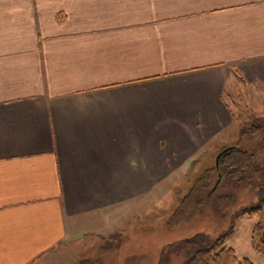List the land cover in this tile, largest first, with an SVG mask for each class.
Returning <instances> with one entry per match:
<instances>
[{"label": "crops", "instance_id": "0c3cea01", "mask_svg": "<svg viewBox=\"0 0 264 264\" xmlns=\"http://www.w3.org/2000/svg\"><path fill=\"white\" fill-rule=\"evenodd\" d=\"M253 99L264 112V0H0V264H77L243 146ZM257 222L227 245L264 264Z\"/></svg>", "mask_w": 264, "mask_h": 264}, {"label": "rangeland", "instance_id": "374dc122", "mask_svg": "<svg viewBox=\"0 0 264 264\" xmlns=\"http://www.w3.org/2000/svg\"><path fill=\"white\" fill-rule=\"evenodd\" d=\"M257 103L261 104V101L253 99L251 105L238 103L237 109L239 137L236 140L243 143L242 148L240 146L239 148H247L254 153L253 165L246 170L244 181L237 184L229 182L223 170L224 177L214 193V196L232 193L236 200L230 209L226 212L218 210L212 199L189 223L175 227L167 224L170 215L181 198L189 191L195 179L206 170L216 167L214 155L205 157L210 161L191 164L193 169L189 173L186 169V176L178 181L174 178L171 183L169 182L173 186L170 187V193L164 196L165 200L162 199L156 207L146 212L141 211L140 215L130 218V221L120 229L121 233L124 231V234L115 231L106 234L107 237L94 236L93 240H86V243L83 239L78 245V249L85 252V257L82 259H95L97 264H184L188 255L180 249L179 243L175 245L167 243L179 241L197 233H206L214 239L230 229L236 222V212L242 205H253L264 197V131L245 135H241L240 132L244 123L246 126L251 125V122L264 125V112ZM174 174L178 173L174 172ZM219 174L220 171L214 172L212 183L216 181Z\"/></svg>", "mask_w": 264, "mask_h": 264}, {"label": "trees", "instance_id": "16d2710c", "mask_svg": "<svg viewBox=\"0 0 264 264\" xmlns=\"http://www.w3.org/2000/svg\"><path fill=\"white\" fill-rule=\"evenodd\" d=\"M250 124L247 126L245 123L243 124L240 131L241 135L264 131V125H256L253 122ZM254 160L255 155L253 152L241 149L238 146L223 150L216 167L206 170L195 179L189 191L181 198L170 215L167 224L170 227H175L189 223L202 210V207L212 199L218 210L226 212L235 204L236 198L232 193L214 196L224 177L223 170L227 174L229 182L241 183L244 181L246 170L253 165ZM215 171H220V174L216 181L212 183ZM217 183V187L213 190ZM236 216H256L258 218L252 232V245L258 253L264 256V197H261L253 205L240 207L236 212ZM232 232L233 226L214 239L206 233H197L175 244L179 243L180 249L188 255L184 264H255L249 258L240 259L236 251L227 245V239ZM77 264H97V261L86 258L80 260Z\"/></svg>", "mask_w": 264, "mask_h": 264}, {"label": "water", "instance_id": "95a60500", "mask_svg": "<svg viewBox=\"0 0 264 264\" xmlns=\"http://www.w3.org/2000/svg\"><path fill=\"white\" fill-rule=\"evenodd\" d=\"M225 149H228V148H225ZM224 149V150H225ZM223 151V150H222ZM221 151V152H222ZM221 152L217 155V158H216V164H218V160H219V158H220V156H221ZM217 185H218V183L215 185V187L213 188V190L217 187Z\"/></svg>", "mask_w": 264, "mask_h": 264}, {"label": "bare ground", "instance_id": "6f19581e", "mask_svg": "<svg viewBox=\"0 0 264 264\" xmlns=\"http://www.w3.org/2000/svg\"><path fill=\"white\" fill-rule=\"evenodd\" d=\"M248 185V184H247Z\"/></svg>", "mask_w": 264, "mask_h": 264}]
</instances>
